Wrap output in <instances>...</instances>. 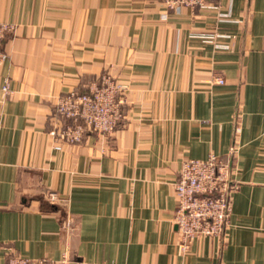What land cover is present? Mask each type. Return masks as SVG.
<instances>
[{"label":"crops","instance_id":"1","mask_svg":"<svg viewBox=\"0 0 264 264\" xmlns=\"http://www.w3.org/2000/svg\"><path fill=\"white\" fill-rule=\"evenodd\" d=\"M0 21L15 24L0 62V264H264V0H0ZM103 74L126 86L124 119L55 148L60 95ZM231 147L229 225L183 252L182 161Z\"/></svg>","mask_w":264,"mask_h":264},{"label":"built area","instance_id":"2","mask_svg":"<svg viewBox=\"0 0 264 264\" xmlns=\"http://www.w3.org/2000/svg\"><path fill=\"white\" fill-rule=\"evenodd\" d=\"M209 0H164L167 8L180 11L183 7L203 8ZM15 30V24L0 21V62L6 58L2 42ZM217 34L205 35V42L216 43ZM222 47V45H217ZM225 78L217 76L213 82L224 84ZM126 86L109 74H103L100 83L90 91L71 90L60 95L48 130L54 147L61 149L60 142L79 143L89 130L113 132L124 119ZM9 91V80L3 85ZM236 148L231 147L223 156L211 153L206 159L186 158L182 161L175 192L178 201L174 221L178 226L183 252L191 249L195 239L202 236H221L229 225L232 213L231 195L239 188L232 177L236 161ZM51 201L60 200L55 191H48ZM66 256L61 264L66 263ZM6 264H55L48 258H30L11 252ZM97 264V263H90Z\"/></svg>","mask_w":264,"mask_h":264}]
</instances>
